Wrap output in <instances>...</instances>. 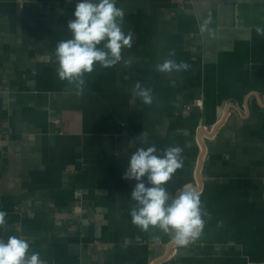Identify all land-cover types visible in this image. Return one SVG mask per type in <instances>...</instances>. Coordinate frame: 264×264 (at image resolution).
<instances>
[{
	"label": "crops",
	"instance_id": "obj_1",
	"mask_svg": "<svg viewBox=\"0 0 264 264\" xmlns=\"http://www.w3.org/2000/svg\"><path fill=\"white\" fill-rule=\"evenodd\" d=\"M76 3L0 0V237L26 238L43 264H264V0H116L131 63L95 67L80 95L54 55ZM167 59L190 67L157 71ZM152 144L183 148L170 194L202 193L188 246L132 223L122 176Z\"/></svg>",
	"mask_w": 264,
	"mask_h": 264
},
{
	"label": "clouds",
	"instance_id": "obj_2",
	"mask_svg": "<svg viewBox=\"0 0 264 264\" xmlns=\"http://www.w3.org/2000/svg\"><path fill=\"white\" fill-rule=\"evenodd\" d=\"M72 15L74 18L67 21L71 38L58 41L54 55L58 78L80 95L86 84L85 74L93 73L95 67L108 69L122 61L124 66L130 65V60L123 59L122 50L132 47V38L123 31L125 11L117 6L116 0H77ZM208 23V20L203 22L202 30ZM256 32L264 36V28L257 27ZM189 67L183 61L167 59L158 63L156 70L172 73L186 71ZM132 95L146 105L154 101L152 89L139 81L132 88ZM183 163V148L179 145L158 150L152 144L137 148L129 156L122 176L136 182L130 197L135 202L130 212L132 223L144 232L158 228L170 234L173 243L181 247L201 237L206 215L201 208L202 193L196 187L185 184L175 196L166 188ZM6 216L7 212L0 211V229L6 228ZM29 249L26 238L13 235L5 240L0 237V264H43L40 253L29 254Z\"/></svg>",
	"mask_w": 264,
	"mask_h": 264
}]
</instances>
